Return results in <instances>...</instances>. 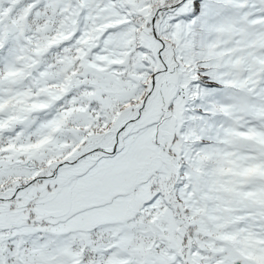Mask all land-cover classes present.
<instances>
[{
    "label": "snow or ice",
    "instance_id": "1",
    "mask_svg": "<svg viewBox=\"0 0 264 264\" xmlns=\"http://www.w3.org/2000/svg\"><path fill=\"white\" fill-rule=\"evenodd\" d=\"M0 264H264V0H0Z\"/></svg>",
    "mask_w": 264,
    "mask_h": 264
}]
</instances>
